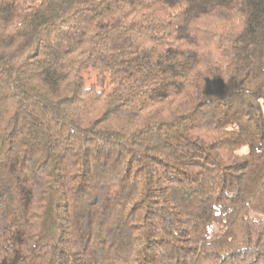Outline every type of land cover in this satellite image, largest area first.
<instances>
[{"label":"trees","instance_id":"obj_1","mask_svg":"<svg viewBox=\"0 0 264 264\" xmlns=\"http://www.w3.org/2000/svg\"><path fill=\"white\" fill-rule=\"evenodd\" d=\"M0 264H264V0H0Z\"/></svg>","mask_w":264,"mask_h":264}]
</instances>
